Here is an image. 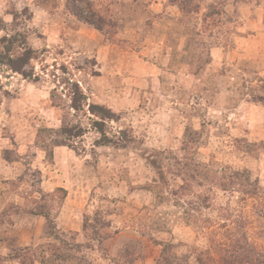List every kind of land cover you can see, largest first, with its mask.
Instances as JSON below:
<instances>
[{
	"label": "rangeland",
	"instance_id": "1",
	"mask_svg": "<svg viewBox=\"0 0 264 264\" xmlns=\"http://www.w3.org/2000/svg\"><path fill=\"white\" fill-rule=\"evenodd\" d=\"M69 1L0 0V264H262L264 0Z\"/></svg>",
	"mask_w": 264,
	"mask_h": 264
},
{
	"label": "trees",
	"instance_id": "2",
	"mask_svg": "<svg viewBox=\"0 0 264 264\" xmlns=\"http://www.w3.org/2000/svg\"><path fill=\"white\" fill-rule=\"evenodd\" d=\"M71 1H73V0H70L68 4L74 7V5L71 3ZM72 11H73V13H76L77 15H79L83 22H85L87 24L94 25L98 29L102 28L99 25V21L95 19V17H94L95 14H94L93 11L89 15L88 14H82V13L79 14V12L76 11V10H72ZM90 106L93 109L94 108L95 109H101V108L103 109V108H105L103 105H100V104H91ZM110 112L112 113V111H110ZM223 248H226V247H223ZM224 251L226 253H230V256H231L230 258H228V257L225 258V255H223L222 260L224 261V264L225 263L226 264H256L257 263V262H253L254 260H253V258H251L252 254H249V253L247 254V258L246 259L245 258H240L241 255H237L238 249H236L235 247L234 248H226V249H224ZM255 254L259 255L258 257H262V258L264 257V254L261 253V252L260 253L259 252H255ZM24 263L27 264L26 262H24ZM262 264H264V260L262 261Z\"/></svg>",
	"mask_w": 264,
	"mask_h": 264
},
{
	"label": "crops",
	"instance_id": "3",
	"mask_svg": "<svg viewBox=\"0 0 264 264\" xmlns=\"http://www.w3.org/2000/svg\"><path fill=\"white\" fill-rule=\"evenodd\" d=\"M240 106H243V108L245 107L244 108L245 116H247L249 119L250 118L252 119V117L255 118L256 117V114L259 111L264 110V105L263 104H261V103H252V102H248L246 100H241V105ZM249 135H250V133H249ZM4 168H8L7 167V164H5V167ZM0 178H1V175H0ZM4 179L5 180H8L7 177H4ZM21 264H24V263H21Z\"/></svg>",
	"mask_w": 264,
	"mask_h": 264
}]
</instances>
